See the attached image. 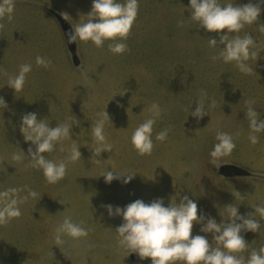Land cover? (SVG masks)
Segmentation results:
<instances>
[{
    "label": "rangeland",
    "instance_id": "rangeland-1",
    "mask_svg": "<svg viewBox=\"0 0 264 264\" xmlns=\"http://www.w3.org/2000/svg\"><path fill=\"white\" fill-rule=\"evenodd\" d=\"M220 2L240 6L249 0ZM91 5L92 0H14L12 19L0 18V97L7 103L0 111V191L15 187L19 197L29 189L39 194L19 205V217L0 224V264H151L148 258L118 250L114 231L122 220L109 218L102 207L106 204L123 208L136 199L148 203L163 198L167 206L188 196L197 202L198 216L202 213L217 223L229 219L225 206L235 205L245 216L264 206V135L255 145L249 142L244 113L245 101L254 99L264 119V32L254 24L229 36L249 33L257 41L253 50L258 59L247 62L255 72L246 75L234 62L213 59L219 47H209L207 39L218 37L187 21L188 0H138L125 52L111 53V41L99 48L90 41L73 42L72 50L68 34L87 19ZM258 23L264 24V5ZM38 55L51 61L47 68L36 65ZM23 63L32 64V71L23 89L14 93L7 81ZM201 89L216 104L208 108L206 101L208 116L197 122L190 112ZM153 102L162 112L153 127L152 152L140 156L130 138L149 117ZM105 109L113 124L105 125L112 152L101 153L102 163H96L90 159L94 145L89 128ZM29 112L52 127L70 115L79 121L70 138L44 154L61 160L73 141L80 147L82 160L69 164L55 184L46 183L27 159L12 158L21 151L27 156L30 146L35 150L19 130L21 116ZM162 129H168V135L161 142L155 136ZM217 131L232 135L236 147L215 167L209 152ZM110 168L136 175L126 185L117 180L106 184L101 175ZM65 215L83 222L88 236L78 241L65 237L57 248L55 230ZM200 227L194 223L192 235H205ZM241 235L249 245L237 255L247 257L264 245V221L259 233ZM207 238L216 247L212 234Z\"/></svg>",
    "mask_w": 264,
    "mask_h": 264
},
{
    "label": "clouds",
    "instance_id": "clouds-1",
    "mask_svg": "<svg viewBox=\"0 0 264 264\" xmlns=\"http://www.w3.org/2000/svg\"><path fill=\"white\" fill-rule=\"evenodd\" d=\"M261 5L264 0H249L247 4L236 5L233 2L221 4L220 0H188L187 11L190 17L187 21L194 22L198 28L207 33H215L218 40L213 37L207 39L209 47H219V56L224 63H233L243 74H253L254 68L247 62L258 59V53L253 49L257 41L252 35L245 33L243 36L231 35L239 33L246 25L256 24L260 32H264V24L258 23L261 14ZM14 0H0V18L12 19ZM138 13V0H92L91 10L85 15L84 22L76 23L73 31L68 34V43L91 42L97 48L102 47L105 41H111L108 50L113 54H122L127 50L126 38ZM66 15V14H65ZM2 27V25H0ZM223 33V34H221ZM221 45L223 47H221ZM37 66L47 68L51 61L42 56H36ZM32 71V64L19 65L15 75L9 76L7 86L14 93L23 89L26 75ZM0 73L3 69L0 68ZM208 108L215 107L216 101L209 97L203 89L200 98L196 101L194 111L190 115L199 122L208 116ZM245 119L248 122V140L255 145L260 135H264V119L253 106L254 99L245 101ZM7 108V103L0 97V111ZM128 110V109H127ZM149 117L140 123L131 134V144L140 156L150 155L153 149V127L160 118L162 109L153 102L147 109ZM47 119H38L35 112L21 116L20 133L26 143L30 142L27 156L13 154L14 160L27 159L28 166L41 170L46 183L55 184L62 180L69 164L81 159L80 147L73 141L69 153L61 160L47 158L45 153H52L57 145L73 135V128L79 126V121L70 115L65 121L58 122L54 127L46 122ZM110 122L106 112L98 114V119L90 125V133L94 147L90 150L96 163H102L98 157L101 153L112 152V144L108 143L105 136V125ZM207 127V126H206ZM168 129L156 133L155 139L164 141ZM215 143L209 152V163L216 167L218 162L231 154L236 147L232 135L217 131ZM63 151V147H60ZM104 162V161H103ZM223 165V164H221ZM220 165V166H221ZM219 166V167H220ZM136 173L116 172L107 169L101 176L106 184L113 180L128 184ZM100 176V177H101ZM19 189L15 187L0 191V224H6L11 219L21 215L19 205L29 198L38 197L34 190H28L27 195L19 197ZM41 199V197H40ZM108 217H120L122 222L116 227V243L118 250L126 251L128 256L135 253L141 260L148 258L151 264H264V245L253 249L247 257L237 255L246 250V243L242 232L259 233L261 221H264V206H256L254 213L240 215L235 205L225 206L229 219L217 223L212 217L205 218L201 213L198 216L197 202L188 196L179 199V203L165 206L163 198H156L151 202L136 199L123 208L111 204L102 205ZM67 211L66 209L63 211ZM62 212V213H63ZM259 217L257 219L256 217ZM239 221V222H237ZM83 222H75L70 215H65L57 226L53 239L55 247L65 243V237L72 240H81L88 236V230L82 226ZM201 225L200 232L205 235H192L193 224ZM212 234L216 247L209 243L207 234Z\"/></svg>",
    "mask_w": 264,
    "mask_h": 264
},
{
    "label": "water",
    "instance_id": "water-1",
    "mask_svg": "<svg viewBox=\"0 0 264 264\" xmlns=\"http://www.w3.org/2000/svg\"><path fill=\"white\" fill-rule=\"evenodd\" d=\"M64 30L65 31H68V27L67 26H64ZM69 33V32H68ZM69 45L71 46V49L74 50V44L73 43H69ZM224 168H222L223 170Z\"/></svg>",
    "mask_w": 264,
    "mask_h": 264
},
{
    "label": "bare ground",
    "instance_id": "bare-ground-1",
    "mask_svg": "<svg viewBox=\"0 0 264 264\" xmlns=\"http://www.w3.org/2000/svg\"><path fill=\"white\" fill-rule=\"evenodd\" d=\"M31 229V228H30ZM30 231V230H29ZM33 232V231H32ZM36 251V250H35Z\"/></svg>",
    "mask_w": 264,
    "mask_h": 264
}]
</instances>
